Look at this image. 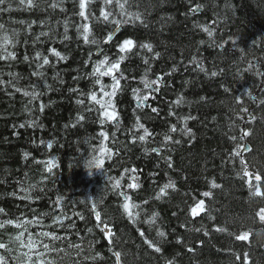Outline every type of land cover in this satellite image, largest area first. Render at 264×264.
<instances>
[{"label":"trees","instance_id":"1","mask_svg":"<svg viewBox=\"0 0 264 264\" xmlns=\"http://www.w3.org/2000/svg\"><path fill=\"white\" fill-rule=\"evenodd\" d=\"M33 3L30 8L6 0L4 7L11 4V11L0 13L5 29L17 32L15 47L9 46L16 59L0 60V208L6 212L0 222L31 221L25 242L28 232L37 243L49 242L38 235L42 231L65 237L55 242L62 251L46 254L55 264H116V251L122 254L121 264H264V233L248 231L260 228V211L226 160L231 136L239 135L245 121L251 149L243 158L261 175L264 192V104L251 97L256 92L257 100L264 101V83L254 76L264 70V0H130L125 11L139 12L143 23H122L112 39L114 21L130 19L119 15L115 0L110 6L94 0L86 9L94 14L88 20L78 15L79 0ZM194 6L201 12L193 13ZM102 8L114 13L108 21L100 16ZM85 23L95 44L86 43L77 31ZM129 38L134 47L121 53L119 45ZM141 44H151L153 50ZM37 53L40 57L33 59ZM105 55L109 62L124 56L116 72L124 78L123 91L113 97L118 119L101 125L99 113L87 109L99 107L90 101V93L95 91L98 98L101 85L89 74ZM44 57L49 64H43ZM157 75L163 82L159 90L145 88V81H157ZM100 80L113 84L109 76ZM25 91L38 96H24ZM144 94L147 106L137 108L133 98ZM249 114L255 119L247 122ZM137 119L151 133L143 142ZM102 131L108 139L100 136ZM101 143L112 155L103 154L102 168L90 167L89 161L102 155ZM154 146L158 152L152 151ZM133 167L135 173L125 172ZM237 168L243 171L240 163ZM132 176L138 177L139 188H127ZM116 179L121 188L113 190ZM169 182L174 187L158 197ZM123 190L139 205L135 220L117 195ZM200 200L204 211L193 216L191 208ZM93 203L111 228V240L97 227ZM17 223L0 229V241L13 250L10 260L28 251L16 240L24 231ZM245 233L246 240L237 239ZM0 253L9 256L3 249Z\"/></svg>","mask_w":264,"mask_h":264},{"label":"snow or ice","instance_id":"2","mask_svg":"<svg viewBox=\"0 0 264 264\" xmlns=\"http://www.w3.org/2000/svg\"><path fill=\"white\" fill-rule=\"evenodd\" d=\"M94 2V0H79V8L80 11L78 13V15L80 17H82L84 20H88L89 16L94 15L93 13L90 12V10L88 12H86V9L88 8V5L92 4ZM114 0H103V3L105 5H113ZM130 0H123V2H121V0H115V5L120 9L119 15L121 16H128L130 19L128 20H115L114 23L117 27H119L122 23H131V22H135V21H140L141 23H143V20L141 19V14L139 12H126L125 8L126 5L129 4ZM19 5H25V3H27V5L31 8L34 7V3L33 0H18ZM6 4V0H0V13H4V12H9L11 11V4H8L6 7H4V5ZM57 5L53 4L50 5V7L55 8ZM114 13L113 12H108L105 11L103 8L100 11V16L103 18L104 21H108L109 17L112 16ZM23 23V22H21ZM34 23V22H33ZM31 25H29L30 27ZM77 31H82V35H83V39L86 43H92L95 44L96 41L93 40H89V33H90V26L85 23L82 25H78L77 26ZM204 31H206L208 33V36H212L213 33L212 31H209L207 28L204 29ZM0 33H3V35H0V60H4V61H13L16 59V53L15 51H9V46H13L15 47V44L17 43L16 40V36H17V32L15 29L12 30L11 33H9L6 29H5V25L0 23ZM41 35H44V33H41ZM201 43H203V41H201ZM134 47V41L132 39H124L123 43L121 45H119V51L121 53L124 52H129L132 50V48ZM140 48H146L148 49V51H152L153 50V46L151 44H141L139 46ZM51 51L56 55L59 56L60 54L58 52H56L55 49H51ZM156 56H159V53H156ZM40 57V53L36 54V57H34L33 59H38ZM62 58V57H61ZM124 56H120L119 60L114 61V62H109V57L107 55L104 56V58L102 60H100L96 66H94L93 72L90 73V76H94L95 81L94 84L95 85H101L100 86V91L103 93V96L101 98H97V94L95 91L90 93V101L94 102L95 105H98L99 107L97 109H93V108H89L87 109V111L91 112V111H97L99 113V123L101 125H104L106 121H114L118 119V113L115 110V104L113 102V97H115L117 95L118 92L123 91L122 86H121V79L124 78L123 77V73H120V76L118 77L116 75V72H119L120 70V60H123ZM25 61H29V57L27 55H25L24 57ZM145 63H147V61H145ZM43 64L47 65L49 64V60L47 57L43 58ZM38 67H42V65H37ZM199 66V65H198ZM251 65H250V69H251ZM103 69V70H102ZM216 72H212L211 75L212 76H216ZM10 75H12L14 77V79H18L19 77L14 74V73H10ZM104 76H109L111 77V80L113 81V84L111 85H103L101 84V80L100 77H104ZM0 83H4L3 81H0ZM8 83H12L11 81H8ZM157 81H145L144 86L145 88H149L151 87V84H156ZM34 87V86H33ZM109 90H105L108 89ZM159 89H157L158 91ZM17 91H20V89H17ZM138 89H134L133 92L135 94V92H137ZM24 96H31L32 99H36L38 94L35 92L29 93L28 91H25ZM105 97H107V99H104ZM136 99L138 101H140L141 104H143L144 101H146L148 99V96H144L143 98H141L140 96H136ZM242 101L237 98V103H241ZM79 103L83 104L84 101L81 100L79 101ZM177 103H179V101H177ZM260 103L264 104V101H260ZM43 108V105H41V109ZM152 112H157L156 108H152L151 109ZM241 111L243 112H248L247 108H243ZM241 120H243V117H239ZM81 119H83V117H81ZM253 119H255V117H253ZM21 127H23V125H21ZM136 127L138 129H143L144 130V134L143 135H139L138 139L139 141L143 142L146 140V137H148L149 135H151V133H149L148 129L145 128L144 124L139 123V120L137 119V125ZM173 132L176 131V126L173 125L172 129ZM181 131H186L188 133L191 132L190 129H181ZM249 133L248 132H244V136H247ZM114 135V134H113ZM100 136L103 137L105 140L108 139V135L105 132H101ZM137 139V137L133 136V141L135 142V140ZM233 140L236 139L235 136L232 137ZM241 139H243V136H241ZM165 140H171L170 136H166ZM178 143V141H176ZM241 147H244L243 145ZM107 151V155L109 156V158L112 155V150L111 149H105V147L103 146V143H101V147H100V152L102 155L100 156H94L93 159L91 161H89V166H95L96 168H102L104 165V158H103V154ZM153 152H158V149H152ZM235 157H240L239 163L243 169V176L248 177V187L250 189L254 188V195H258V196H264V192H261V188H260V182H261V175L260 174H253L250 173L248 171V162L242 157L241 152L237 151L235 152ZM170 159V158H169ZM171 166V165H169ZM49 171H51V168L48 169ZM131 171L132 173H135L137 170L133 167L131 170L129 169H125V172ZM239 175V173H238ZM254 175V179L256 181L255 185H253L252 183V177ZM132 183H129L127 185V188L130 189H135V188H139V184L136 183L135 181L138 180V177L136 176H132ZM109 180H113L112 177H109ZM217 185L213 184V187H216ZM174 185L169 182L168 184H165L162 188H160L159 195H162L165 193V189L167 188H173ZM112 188L113 190L115 189H120L121 188V181L120 179H116L114 181V183L112 184ZM118 196L123 197L124 203H123V209L124 211L127 213L129 219L135 220L136 217L139 215V212L135 211L136 209L139 208V205L134 204L131 202V197L125 192V191H120L117 193ZM203 195L205 197H208L211 195L210 192H204ZM145 203H147L145 201ZM204 200H200L194 207L191 208V213L193 216H197L200 212L204 211ZM97 205L95 203L92 204V209L93 211H95ZM0 214H5V209L0 208ZM23 215V214H22ZM258 215L260 216L261 220H264V208H262L260 210V212L258 213ZM81 219H83V217H80ZM34 219L36 220V225L37 226H41L40 224V220L36 219L34 217ZM95 219L98 222L97 227H101V230L105 232V234L109 237V240H111V237L113 235L111 228L109 227V225L104 222L101 219V213L99 211H95ZM17 221H19V218H17ZM17 221H14L13 219H7L3 222H0V229H3L5 227V225H13L14 223H17ZM31 223V221H28L27 219H25L24 221H19V223H17V227H23L24 231L19 232L18 236L16 237V240L20 243L21 247L27 248L28 251L23 253V258H21L20 256H15L12 257V259L10 260L9 257H11L12 254V249L4 242L0 241V249H3L5 252L9 253V256H5L2 253H0V264H12V260L15 261V264H55L54 261L52 260H47L46 254L47 253H51V252H58V251H62V249H57L55 246V242L56 241H61L63 239H65V237H61L60 235H57L54 231H42L40 232L38 235L44 238H47L49 240L48 243H45L43 240H40L39 243H37V240L33 238V234L31 232H28V238L25 242L24 235L25 232L28 231L27 229V224ZM54 224L58 225V226H62V221L59 220H54L53 221ZM199 230V229H197ZM220 231H224V229H219ZM141 236L144 235L143 231H141L140 233ZM157 235L160 237H164L165 233L163 231H157ZM248 238V234H242L240 236L237 237V239L239 240H246ZM150 247H153L155 249V251L157 253H161V248L156 246L155 244L152 243V241L150 240H146L145 241ZM74 247L79 248V245H75ZM43 249L44 251H41L40 249ZM192 249H189V251H191ZM114 256H115V260H116V264H121V252L116 251L114 252ZM33 257H35V259H33ZM88 257H85V260H87ZM94 259V258H93ZM237 259H240L239 256H237ZM245 261H247V254H245ZM166 264H173L172 261H167Z\"/></svg>","mask_w":264,"mask_h":264},{"label":"bare ground","instance_id":"3","mask_svg":"<svg viewBox=\"0 0 264 264\" xmlns=\"http://www.w3.org/2000/svg\"><path fill=\"white\" fill-rule=\"evenodd\" d=\"M192 12L193 13H196V12H198V13H200L201 12V9H200V7H198V6H194L193 8H192ZM255 65L257 66L258 65V63L255 61ZM261 72L263 73L262 74V76H261V74H259L258 72H255V75L254 76H256V77H258L259 78V82L260 81H263V83H264V70H261ZM157 78H156V80H157V83L156 84H151V87H149V89L151 90V91H154V90H156V89H158V87L159 86H162L163 84V82L161 83L160 82V79H161V77L160 76H156ZM257 93L255 92L254 94H252L251 95V97H252V99L255 101V102H257V104L260 102L259 100H257ZM99 99V98H98ZM112 99H114V98H112ZM133 103H134V105L137 107V108H144V107H146L147 106V104L146 103H144L143 102V104H141L140 103V101H138L137 99H136V97L135 98H133ZM116 110V109H115ZM252 118H253V116H252V114H249V117H248V119L246 120L247 122H250L251 120H252ZM115 121V120H114ZM114 121H106V122H114ZM238 131H239V135L237 134V135H235V137H236V139L235 140H233L232 139V137L233 136H231V143H232V147H231V150H230V152L228 151L227 153H226V160H227V162H228V164L229 165H231L233 168H235V169H237V171L239 172V175L238 174H236V178H238L239 180H240V182L242 183V185H243V187H244V191L246 192V193H251V197H253V199H252V201L253 202H255V206L259 209V211L262 209V208H264V197L263 196H258V195H254V188L253 189H250L249 187H248V183H247V181H248V177H245V176H243V171H240V170H238V168H237V165L239 164V161L237 160V158H239L240 159V157H235V152H237V151H239V152H241V154H242V157H243V155L245 154V153H247L250 149H251V145L249 144V143H247L248 142V140H247V138H248V135L247 136H244L243 134H244V132L246 131V132H248V125L246 124V122L244 121L242 124H241V126L239 127V129H238ZM241 136H243V139H241ZM242 143V144H241ZM241 144V146L243 145L244 147H239V145ZM157 146H154V148L155 149H158V148H156ZM248 171L250 172V173H253L254 175L256 174V172H252L250 169H249V167H248ZM254 175H253V177H252V183H253V185H255V183H256V181H255V179H254ZM260 188H261V185H260ZM209 191H211L210 189H209ZM261 192H262V188H261ZM245 193V194H246ZM259 218H260V216H259ZM261 220V219H260ZM260 228H264V220H261L260 222Z\"/></svg>","mask_w":264,"mask_h":264},{"label":"rangeland","instance_id":"4","mask_svg":"<svg viewBox=\"0 0 264 264\" xmlns=\"http://www.w3.org/2000/svg\"><path fill=\"white\" fill-rule=\"evenodd\" d=\"M120 31V27H117L115 30H114V32H113V34L114 33H118ZM112 34V35H113ZM112 35H110V37H109V39H111V37H112ZM103 70V69H102ZM149 89V88H148ZM99 97L98 98H101L102 96H103V93L100 91L99 92ZM144 96H148L147 94H144V95H142V96H140L141 98H143ZM104 99H107V97H105ZM124 191V190H123ZM248 231H250V232H253V233H258V232H260V233H264V229H262V228H257V229H250V230H248Z\"/></svg>","mask_w":264,"mask_h":264},{"label":"water","instance_id":"5","mask_svg":"<svg viewBox=\"0 0 264 264\" xmlns=\"http://www.w3.org/2000/svg\"><path fill=\"white\" fill-rule=\"evenodd\" d=\"M115 34H116V33H114L113 36H114ZM113 36H112V37H113Z\"/></svg>","mask_w":264,"mask_h":264}]
</instances>
